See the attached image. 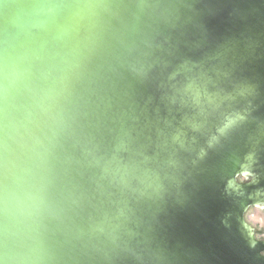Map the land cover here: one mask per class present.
<instances>
[{
	"label": "clouds",
	"instance_id": "clouds-1",
	"mask_svg": "<svg viewBox=\"0 0 264 264\" xmlns=\"http://www.w3.org/2000/svg\"><path fill=\"white\" fill-rule=\"evenodd\" d=\"M258 56L264 0H0V264H192L161 216L208 174L255 252Z\"/></svg>",
	"mask_w": 264,
	"mask_h": 264
}]
</instances>
